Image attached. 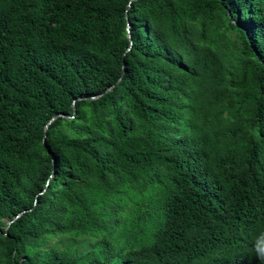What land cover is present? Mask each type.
Returning <instances> with one entry per match:
<instances>
[{
    "label": "trees",
    "instance_id": "16d2710c",
    "mask_svg": "<svg viewBox=\"0 0 264 264\" xmlns=\"http://www.w3.org/2000/svg\"><path fill=\"white\" fill-rule=\"evenodd\" d=\"M262 242L264 0H0V264H264Z\"/></svg>",
    "mask_w": 264,
    "mask_h": 264
},
{
    "label": "rangeland",
    "instance_id": "374dc122",
    "mask_svg": "<svg viewBox=\"0 0 264 264\" xmlns=\"http://www.w3.org/2000/svg\"><path fill=\"white\" fill-rule=\"evenodd\" d=\"M120 234L121 233H119V235ZM94 242H95V238L90 236L74 237L72 235H61L53 238L49 244L50 246H54L58 249L70 247L73 250H78L81 253H85L92 248ZM117 244L119 246H123L122 239H119Z\"/></svg>",
    "mask_w": 264,
    "mask_h": 264
},
{
    "label": "water",
    "instance_id": "95a60500",
    "mask_svg": "<svg viewBox=\"0 0 264 264\" xmlns=\"http://www.w3.org/2000/svg\"><path fill=\"white\" fill-rule=\"evenodd\" d=\"M130 27H131V24L129 23V25H128V31H129V36H130V38H131V30H130ZM111 89V88H110ZM91 98H95V96L94 97H91ZM58 116H65V114H58V115H55L54 117H52L51 119H50V121L48 122V124L46 125V133H45V138H46V135H47V131H48V129H49V126H50V124L58 117ZM45 138H44V140H45ZM24 211H22V212H20L14 219H12V220H9V222H8V226H7V229L9 228V225L16 219V218H18L22 213H23Z\"/></svg>",
    "mask_w": 264,
    "mask_h": 264
},
{
    "label": "clouds",
    "instance_id": "9594fccd",
    "mask_svg": "<svg viewBox=\"0 0 264 264\" xmlns=\"http://www.w3.org/2000/svg\"><path fill=\"white\" fill-rule=\"evenodd\" d=\"M257 255L262 261H264V246L261 245L257 247Z\"/></svg>",
    "mask_w": 264,
    "mask_h": 264
},
{
    "label": "snow or ice",
    "instance_id": "6c2138e0",
    "mask_svg": "<svg viewBox=\"0 0 264 264\" xmlns=\"http://www.w3.org/2000/svg\"><path fill=\"white\" fill-rule=\"evenodd\" d=\"M262 246H264V242H262Z\"/></svg>",
    "mask_w": 264,
    "mask_h": 264
}]
</instances>
